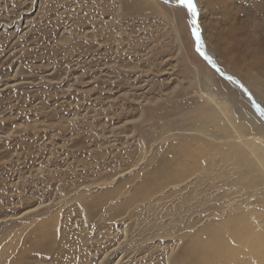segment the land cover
Instances as JSON below:
<instances>
[{"label":"rangeland","instance_id":"1","mask_svg":"<svg viewBox=\"0 0 264 264\" xmlns=\"http://www.w3.org/2000/svg\"><path fill=\"white\" fill-rule=\"evenodd\" d=\"M197 3L207 52L244 82L258 77L264 105L261 56L228 35L236 16ZM246 5L235 8L247 21ZM222 76L177 5L0 0V264H187L209 226L252 210L264 233V136L236 126L244 108L261 117ZM203 103L223 120L208 136L192 126ZM185 144L205 151L203 166L157 180L167 165H197L175 163Z\"/></svg>","mask_w":264,"mask_h":264},{"label":"bare ground","instance_id":"2","mask_svg":"<svg viewBox=\"0 0 264 264\" xmlns=\"http://www.w3.org/2000/svg\"><path fill=\"white\" fill-rule=\"evenodd\" d=\"M207 2L213 8V10H211V13L216 16L221 14L227 21L230 19V16H232V14L233 16H236L234 18L231 17L233 23L228 32V35L231 36V41H237L241 49H245L247 46L255 49L256 52L254 58L256 59L257 64L259 65L258 59L260 56V61L263 63L264 26L254 22L250 19V17H253L254 15L255 17L257 16L258 20H260L261 16L264 15V0H207ZM208 3L206 4L209 5ZM238 4H247L244 8L247 12V16L249 17H247V21L241 18L239 8H235V6ZM210 5L208 7L209 10ZM247 29L249 33L245 34V31ZM259 30H262L263 32L261 31L260 33H258ZM208 53L212 61H214V65L213 63L208 62L212 66V68L215 69V71L219 74L221 72L225 76L233 77L234 79L232 81L228 79L226 80L234 87V89L246 95V97L248 98H246L248 103L251 105L257 115L261 117V120H259L251 111L244 108L243 114L247 119V123L238 122L236 126L240 131H253L256 133H261L264 136V115H261L260 111L257 108V105H259L260 108H264V105L261 103L258 96L254 94L256 93L255 86H262L263 82L258 77L254 76H246L245 80L247 83L244 82L236 75L231 74L227 67L224 64L220 63L219 60L214 57L210 51H208ZM237 56L239 59L238 61L242 62L244 66H248L245 60L238 54V52ZM216 66L218 67V69L216 68ZM246 91L250 93V97H248ZM195 114L197 115L196 117L198 118V120L197 123H193L192 126L197 133L208 136L210 124H213L216 127H222L223 120L216 114L209 103H203L198 106V108L195 110ZM253 132H250L248 134L251 135ZM221 134H223L224 136V133ZM228 134H225V136ZM204 137L205 136H203V138ZM236 138L238 139V136ZM199 143H201V141ZM190 147L191 146H188V144L184 145V148L180 150V152L184 153L183 155L185 157H183V155L182 157L178 156L179 158L175 159V163H178L181 160H189L194 161L197 165H167V167L160 168V174L158 175L157 180L166 183H179L183 179L185 180V177L193 174L195 171L200 169L203 165H200L199 161L200 159L202 160L203 156L205 157V151L194 150ZM210 149L212 148H209V150ZM248 156L250 155L248 154ZM246 158L247 154L244 150L235 148V159L239 164L236 166L239 167V170H244V173L247 176L248 173L253 171L254 167L253 165H244V163L247 162ZM169 163L170 162H168V164ZM240 173L242 172L240 171ZM246 176L240 174L239 177L240 179H245ZM259 178L262 179L261 174H257L256 179L258 180ZM185 198L186 201L190 200L189 193L186 194ZM258 216V213L252 210L237 213L235 215L233 214L226 221L214 224L212 225V227L208 225L210 228L207 226L209 229H207L205 233L203 232L204 234L199 235L193 241H191L190 245L188 246L187 250L191 253V259H189L187 264H264V233L256 225V218Z\"/></svg>","mask_w":264,"mask_h":264},{"label":"snow or ice","instance_id":"3","mask_svg":"<svg viewBox=\"0 0 264 264\" xmlns=\"http://www.w3.org/2000/svg\"><path fill=\"white\" fill-rule=\"evenodd\" d=\"M177 4L180 8L186 9L187 15L190 17L191 34L195 39L196 51L205 60H207L209 63H213L214 65V61H212L211 57L208 56L207 53L203 50L204 45L201 40L200 26L198 23L199 9L197 0H177ZM229 79H231V77H229ZM257 108L260 111L261 115H264V108H260L259 105H257Z\"/></svg>","mask_w":264,"mask_h":264},{"label":"water","instance_id":"4","mask_svg":"<svg viewBox=\"0 0 264 264\" xmlns=\"http://www.w3.org/2000/svg\"><path fill=\"white\" fill-rule=\"evenodd\" d=\"M161 1H163V2H165V3H169V4H173V5H177L178 6V4L176 3V2H171L170 0H167V2H166V0H161ZM204 45V51L207 53V55L208 56H210L209 55V53L207 52V50H206V46H205V44H203ZM216 68L218 69V67L216 66ZM221 73V72H220ZM221 75H223L224 77H226L227 79H229V77L228 76H225L224 74H222L221 73ZM231 77V76H230ZM234 78L233 77H231V79H229V80H233ZM246 94L248 95V97H250V93L248 92V91H246Z\"/></svg>","mask_w":264,"mask_h":264}]
</instances>
